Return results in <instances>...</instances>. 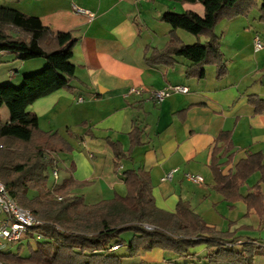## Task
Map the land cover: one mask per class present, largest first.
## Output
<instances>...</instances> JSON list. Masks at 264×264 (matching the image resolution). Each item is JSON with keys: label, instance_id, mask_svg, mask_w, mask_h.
Returning a JSON list of instances; mask_svg holds the SVG:
<instances>
[{"label": "crops", "instance_id": "0c3cea01", "mask_svg": "<svg viewBox=\"0 0 264 264\" xmlns=\"http://www.w3.org/2000/svg\"><path fill=\"white\" fill-rule=\"evenodd\" d=\"M0 6L40 19L54 34L71 33L77 39L71 90L55 92L28 108L37 115L42 132L60 135L72 148L55 156L50 188L70 179L88 183L73 195L83 196L92 206L127 197L125 173L144 172L158 209L175 214L179 203H187L208 228L231 235L235 250L246 243L259 247L255 264H264V202L255 201L250 209L245 201L257 192L264 194L262 173L250 175L239 189L240 199L231 201L217 190L212 170L214 164L223 177L236 176L239 165L255 155H262L264 164V50L254 49L255 37L264 33L258 9L221 21L215 34L221 40L226 74L219 78L212 65L204 67L205 77L200 78L199 69H191L182 57L171 59V64L153 63L155 52L164 50L173 36L164 16L193 12L203 17L200 4L0 0ZM75 7L88 14H79ZM175 35L187 46L207 41L184 30ZM46 67L45 59L23 61L0 53V87L19 88L25 77ZM173 86L188 87L190 93L174 94L160 104L148 93H131L134 88L149 92ZM1 118L9 123L7 108L1 110ZM135 130L140 133L134 141L140 144L130 154ZM113 144L126 155L120 162ZM175 170L172 181L162 182ZM187 173L202 176L205 183L189 182ZM209 253L203 244L183 257L159 248L132 259L127 250L121 257L122 264H208Z\"/></svg>", "mask_w": 264, "mask_h": 264}, {"label": "trees", "instance_id": "16d2710c", "mask_svg": "<svg viewBox=\"0 0 264 264\" xmlns=\"http://www.w3.org/2000/svg\"><path fill=\"white\" fill-rule=\"evenodd\" d=\"M181 2L202 5L204 16L193 12L166 14L163 22L173 28V36L164 50L155 52L153 63L171 64V59L182 57L192 64L191 69H199L200 78L205 77L204 67L212 65L217 67L219 78L223 77L226 63L216 28L226 17L247 16L255 9L260 11L264 23V0ZM178 30L207 41L184 45L175 35ZM76 44L71 33L54 34L40 19L0 6V53L20 56L23 61L47 62L42 72L25 77L21 87H0V181L9 195L41 222L29 233L30 240L38 244L37 250L26 259L0 254V264H122L123 257L110 250L124 244L121 236L126 232L135 235L128 248L131 259L156 248L188 256L191 249L205 244L210 252L208 264H255L259 247L246 243L242 250H235L229 243L231 235L208 228L187 203H179L175 214L158 209L150 177L144 172L125 173L127 197L116 196L92 206L85 203L83 196L73 195L88 183L70 179L49 187L50 172L56 167L55 156L72 148L60 135L42 132L37 115L28 112V108L55 92L71 90L76 73L72 63ZM3 108L10 114L6 124L1 118ZM139 133L135 130L131 135L130 154L140 144L134 141ZM116 146L120 162L126 155ZM212 170L217 190L231 201L240 199L239 189L253 173L260 171L264 183L262 155L240 164L236 176L223 177L214 164ZM32 192L36 193L33 197ZM245 201L252 209L255 201L264 202V194L257 192Z\"/></svg>", "mask_w": 264, "mask_h": 264}, {"label": "built area", "instance_id": "2783aa9c", "mask_svg": "<svg viewBox=\"0 0 264 264\" xmlns=\"http://www.w3.org/2000/svg\"><path fill=\"white\" fill-rule=\"evenodd\" d=\"M135 1L140 2L143 0ZM75 9L79 14H88V12L82 8L75 7ZM254 49L255 52L264 50V42L260 36H256L254 39ZM131 93L137 95L148 93L152 101L160 104L174 94L187 95L190 93V90L185 86H173L163 90H153L149 92L140 88H134L131 90ZM176 172L177 170L165 175L162 182L172 181ZM52 175L58 179L59 173L57 170H54ZM184 177L195 185H203L205 183L204 178L200 175L187 173ZM39 224H41V222L36 219L33 213L28 209L22 208L18 202L9 195L5 185L0 181V254L6 251L8 252L10 247L14 245H21L24 241H30V231ZM145 228L147 230H152L150 226H145ZM122 247L123 245H115L111 248L110 252H117Z\"/></svg>", "mask_w": 264, "mask_h": 264}, {"label": "rangeland", "instance_id": "374dc122", "mask_svg": "<svg viewBox=\"0 0 264 264\" xmlns=\"http://www.w3.org/2000/svg\"><path fill=\"white\" fill-rule=\"evenodd\" d=\"M260 36L262 41H264V33L260 32ZM52 176L50 177L49 181L53 180L51 179ZM54 183V182H53ZM135 237V235L132 232H126L123 233L121 236V240L123 241V243L127 246L126 248H122V250L119 252L118 256H121L123 253L127 252V250H129V245L132 242L133 238ZM127 243V244H126ZM38 247L37 242L30 240V241H24L21 243V245H14L12 247H10V249L8 250V252H4L3 254H13V255H19L21 258H29L31 256L32 251H36Z\"/></svg>", "mask_w": 264, "mask_h": 264}]
</instances>
